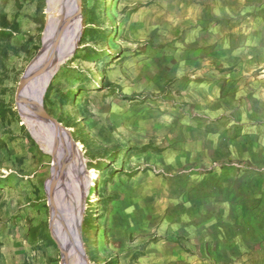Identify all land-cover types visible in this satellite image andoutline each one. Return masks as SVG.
<instances>
[{
    "label": "rangeland",
    "instance_id": "rangeland-1",
    "mask_svg": "<svg viewBox=\"0 0 264 264\" xmlns=\"http://www.w3.org/2000/svg\"><path fill=\"white\" fill-rule=\"evenodd\" d=\"M80 2L78 47L43 105L84 161L65 152L57 166L59 138L39 122L37 138L17 104L45 45L48 0H0V264H62L47 185L67 212L81 205L77 194L85 202L89 264H264V251L221 249L229 240L213 220L208 171H196L183 149L184 121L195 111L191 80L221 63L211 59L222 47L216 29L229 25L231 53L249 48L252 37L243 43L239 35L264 23V0Z\"/></svg>",
    "mask_w": 264,
    "mask_h": 264
},
{
    "label": "crops",
    "instance_id": "crops-1",
    "mask_svg": "<svg viewBox=\"0 0 264 264\" xmlns=\"http://www.w3.org/2000/svg\"><path fill=\"white\" fill-rule=\"evenodd\" d=\"M216 30L222 47L211 59L221 63L191 80L195 111L184 121L190 131L183 149L196 171H208L213 220L222 221L229 240L221 249L264 251V23L239 35L243 43L252 37V46L232 53L229 25L222 21ZM235 58L239 63L231 67ZM244 59L252 68L240 63Z\"/></svg>",
    "mask_w": 264,
    "mask_h": 264
},
{
    "label": "water",
    "instance_id": "water-1",
    "mask_svg": "<svg viewBox=\"0 0 264 264\" xmlns=\"http://www.w3.org/2000/svg\"><path fill=\"white\" fill-rule=\"evenodd\" d=\"M80 3V0H79ZM74 1L73 0H60L58 2V5H56V9L58 10L59 14H63L62 19H57V23L55 24L54 30L53 27H50L49 23H47V26L45 28L44 32V41L45 38H51L53 36L59 37L53 45H51L50 49L45 52V48L40 51V53L37 55L33 63L30 65L29 69L27 70L20 86L18 89V92L20 90L21 85L23 84V81L31 76H34L35 74L38 75V73L45 69L47 66H49L50 63L55 61L56 59L60 58L63 55L70 54V57H73L77 47L73 51H67V46L63 44L65 39L68 35H66V32H69L70 35L73 34V27L72 23L74 20L80 16V9L77 10V14L73 15L74 10ZM65 27L66 31H64L63 34L60 33L61 28ZM80 40V38L78 39ZM79 44V41H78ZM44 71V70H43ZM40 74V73H39ZM52 79V77H51ZM50 79V81H51ZM50 83V82H49ZM48 88V87H47ZM43 92L42 97L40 101L35 98L32 100H25L24 104L25 107L30 109L32 113L35 114V119L38 122H42L44 125L48 126L52 132L56 135V137L59 138L57 141L58 144H61L60 147V153L59 155H53L54 163L56 165V162L58 159L61 161L63 159V155L65 152L68 153H75V155H79L81 159L83 160V156L81 154V150L78 149L77 144L73 141L71 134L67 128L62 126L57 121L51 119L44 110L43 105V99L46 93V90ZM19 103V100H17V104ZM19 107V105H18ZM62 134H64V137L62 138ZM68 138L67 142L65 141V138ZM76 155V156H77ZM74 156V154H72ZM84 161V160H83ZM55 166L53 168V176L55 175ZM48 184V183H47ZM47 191L49 194V197L51 199V219L54 220L57 224V227L64 230L66 233L74 234V232H77V243L80 245L81 251L83 253V256L85 257V260L88 262V256L85 250V246L82 240V222L84 219V213H85V202H83L82 209L78 212L77 215H74V212H71L70 210L67 212L62 207H58L52 198L53 190H49V187L47 185ZM81 212V215H79ZM77 224H79V228L77 229ZM58 243V242H57ZM59 245V243H58ZM62 253V251H61ZM64 259V255L62 254V261ZM89 263V262H88Z\"/></svg>",
    "mask_w": 264,
    "mask_h": 264
},
{
    "label": "bare ground",
    "instance_id": "bare-ground-1",
    "mask_svg": "<svg viewBox=\"0 0 264 264\" xmlns=\"http://www.w3.org/2000/svg\"><path fill=\"white\" fill-rule=\"evenodd\" d=\"M60 1V0H59ZM58 1V2H59ZM74 1V10H73V15L77 14V10L80 9V4L79 0H73ZM81 1V0H80ZM56 0H48L49 3V17H48V23L50 25V27H55V24L57 23V19H58V15L59 12L56 9V5H55ZM81 12V9H80ZM73 27V34L70 35L69 32H66L67 38L65 39L64 43L67 46V51H73L78 44V39L80 38V34H81V16L77 17L74 22L71 24ZM66 28L62 27L60 31L61 34L64 33V31ZM59 37L53 36L51 38H45V45H44V50L45 52H47V50L50 49L51 45H53V43L58 39ZM70 58V54H66L61 56L60 58L56 59L55 61H53L52 63L49 64V66H47L45 69H42L39 73L43 74V84L41 83H36L34 85V80L40 75L38 73V75H34V76H29L27 77L24 81L23 84L20 87V90L17 94V100H19V108H20V112L22 115V118L24 119L25 123L29 126V128L31 129V131L36 135V129H35V124H37L38 121H36L35 119V114L32 113V111L30 109H28L27 107H25L24 101L26 100H32L33 99H37V101L41 99L43 92L45 91V89L48 87L49 82L51 77H53V75L56 73V71L61 67L62 64H64L68 59ZM44 70V71H43ZM69 103L71 105L75 104V99L74 96H72L69 99ZM40 124L42 122H39ZM64 137V134H62V138ZM38 138V136H37ZM42 140V139H41ZM68 138H65V141L67 142ZM40 141V140H39ZM43 141V140H42ZM45 142V141H44ZM60 147L61 144H58L56 142V148L54 150V155H59L58 153H60ZM80 150V149H79ZM73 153V152H72ZM75 155V153H73ZM77 155V154H76ZM75 155V156H76ZM77 159H79L80 161L82 160L81 157L79 155L76 156ZM59 163V159L56 162L57 166ZM56 166H55V171H56ZM96 178L98 179V175H95ZM52 187V186H51ZM54 188V187H53ZM77 197V202H79L81 205H79V208L75 211L74 209H72L71 212H74V215H77L78 212L82 209V205L83 202L82 198L80 195H76ZM92 197L97 200L98 196L95 195V193H93ZM81 215V212L80 214ZM53 232H54V236L56 241L59 243L60 248L63 252L64 255V259L62 261V264H89L86 260L85 257L83 256V253L81 251L80 245L77 243V232H74V234H69L66 233L64 230L60 229L57 227L56 222L53 220ZM79 228V224H77V229ZM82 232V231H81Z\"/></svg>",
    "mask_w": 264,
    "mask_h": 264
}]
</instances>
